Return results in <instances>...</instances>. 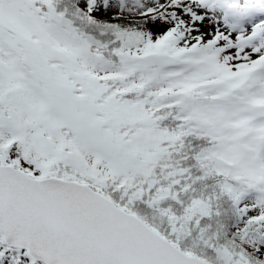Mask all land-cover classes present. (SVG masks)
<instances>
[{
	"label": "snow or ice",
	"instance_id": "obj_1",
	"mask_svg": "<svg viewBox=\"0 0 264 264\" xmlns=\"http://www.w3.org/2000/svg\"><path fill=\"white\" fill-rule=\"evenodd\" d=\"M0 264H264V0H0Z\"/></svg>",
	"mask_w": 264,
	"mask_h": 264
}]
</instances>
